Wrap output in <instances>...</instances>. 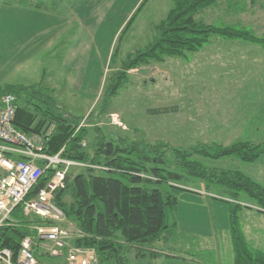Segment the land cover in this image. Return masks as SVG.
Here are the masks:
<instances>
[{
	"label": "rangeland",
	"instance_id": "374dc122",
	"mask_svg": "<svg viewBox=\"0 0 264 264\" xmlns=\"http://www.w3.org/2000/svg\"><path fill=\"white\" fill-rule=\"evenodd\" d=\"M30 1L41 3L40 7L0 4V87L38 82L50 86L60 109L76 116L86 129L84 149L89 158L109 134L114 139L128 138L126 143L159 142L171 148L162 166L180 177L150 187L174 193L177 203L171 220L176 224L160 241L143 248V256H136L133 248L123 251V264H233L230 231L225 226L226 221L229 226V207L234 202L214 201L215 206H224L221 213L206 196L184 190L202 185L204 190L205 185L174 163L172 148L264 140V49L220 45L217 41L225 39H214L183 57H166L129 69L114 95L107 97L112 75L120 70L127 54L152 41L155 24L172 0ZM245 3L219 0L195 17L218 24L216 17L226 12L232 19L251 24L247 27L254 34H264V7L257 8L258 4L264 6V0L248 1L247 12L241 15L238 7ZM245 62L257 66L260 73L248 69ZM156 108L169 111H151ZM95 125L99 131L93 129ZM197 159L209 167L239 169L264 186V156L254 162L234 157ZM80 170L72 167L69 173ZM95 173L108 175L101 169ZM209 192L228 198L213 186ZM237 203L258 209L246 196ZM251 210H237V223L249 245L264 252V215ZM150 250L157 251V257L150 256ZM35 251L41 254L39 248ZM39 261L66 264L64 256L42 255ZM100 264L116 261L111 258Z\"/></svg>",
	"mask_w": 264,
	"mask_h": 264
},
{
	"label": "trees",
	"instance_id": "16d2710c",
	"mask_svg": "<svg viewBox=\"0 0 264 264\" xmlns=\"http://www.w3.org/2000/svg\"><path fill=\"white\" fill-rule=\"evenodd\" d=\"M219 0H172L165 16L155 24L152 41L142 50L127 54L122 67L112 75L107 97L114 95L125 80V73L138 65L161 62L166 57H183L196 52L214 39L241 40L264 49V35L231 24H214L195 16ZM2 3H19L40 7L41 3L30 0H0ZM12 93L17 104L13 119L14 126L26 133H39L49 129L44 141V151L77 161L105 167L108 175L95 173L90 166L82 167L75 174H68L65 186L56 190L53 202L66 219L71 221L83 236L75 238L73 244L95 250L98 263L114 258L116 264H123L121 253L133 248L136 256H143V248H150L160 241L167 231L175 226L171 220L177 198L174 193L150 187L180 176L164 166L170 147L162 143H143L128 138H112L99 141L92 158H89L81 142L85 140L86 129L76 116L65 113L51 95L52 88L42 82L29 85L9 84L0 87V93ZM154 113L168 112L167 108H156ZM99 131V126H94ZM119 140V143H115ZM174 163L181 165L189 176L202 181L208 191L211 186L224 191L234 205L229 207V230L233 249V264H264V252L252 248L237 223V210L251 208L238 200L246 196L264 213V186L237 169H222L204 165L197 158L217 160L234 157L242 162H254L264 156V140L259 143L237 141L228 146L212 142L197 148H172ZM194 157V159H192ZM149 163V164H147ZM52 170L44 171L30 194L44 187ZM185 190V188L183 187ZM221 200V199H220ZM20 218L16 226L0 228V248L7 247L17 253L19 241L26 235H33L30 219ZM158 252L149 251L157 257ZM39 260L42 256L35 251Z\"/></svg>",
	"mask_w": 264,
	"mask_h": 264
},
{
	"label": "built area",
	"instance_id": "2783aa9c",
	"mask_svg": "<svg viewBox=\"0 0 264 264\" xmlns=\"http://www.w3.org/2000/svg\"><path fill=\"white\" fill-rule=\"evenodd\" d=\"M17 99L12 93H0V228L16 226V214L30 219L33 235L19 241L17 253L7 247L0 248V264H43L35 256L36 248L42 255L64 256L66 264H99L94 249L73 244L83 233L66 219L53 202L56 190L65 186L70 168L85 167L105 170L92 165L44 151V141L49 129L39 133H26L14 126ZM81 125V124H80ZM81 144L85 146V141ZM52 170L45 186L30 194L41 174Z\"/></svg>",
	"mask_w": 264,
	"mask_h": 264
},
{
	"label": "crops",
	"instance_id": "0c3cea01",
	"mask_svg": "<svg viewBox=\"0 0 264 264\" xmlns=\"http://www.w3.org/2000/svg\"><path fill=\"white\" fill-rule=\"evenodd\" d=\"M249 2H251L252 4H255V2H260V1H263V0H248ZM248 1L246 0H243V2L245 3H248ZM245 3V6H241V7H238V12H240V14L242 15V13H245V11L247 12V9H248V4H246ZM262 7H264L263 5H260V4H258V9H260V8H262ZM229 15L230 14H228V13H226L225 12V15H223V16H221V15H218L217 17H216V19L215 20H219V21H216L218 24H220V25H225V24H231V25H235V26H239V27H242V28H246V29H248V30H250V31H252L251 29H249L247 26L248 25H250V26H252L251 24H249V23H247V22H245V23H242L240 20H237V19H232V18H230L229 17ZM229 17L230 19H226L225 17ZM263 16V15H262ZM253 32V31H252ZM261 35H264V34H261ZM217 43L218 44H220V45H230V46H236V47H240V48H242V47H247V46H249V45H255V44H253V43H249V42H245V41H241V40H228V39H225V40H222V41H217ZM234 52H239L240 53V55L243 57V56H246V55H244L245 53L244 52H242V51H240V50H236V51H234ZM233 52V53H234ZM164 62V61H163ZM246 62H249L247 59H246ZM245 62V65L247 66V68L248 69H250V68H253V69H255V73H260V71L258 70V67L257 66H252V65H248V63H246ZM264 65V64H263ZM263 69H264V67H263ZM264 71V70H263ZM229 85V84H228ZM258 85H262L261 83H258ZM247 116V115H246ZM263 158V157H262ZM261 158V159H262ZM260 159V160H261ZM228 169V168H227ZM237 170H239V169H237ZM242 172V171H241ZM203 186V185H202ZM202 186H200L199 188H190V187H184L186 190H191V191H193V192H196L197 193V195H199V196H201V197H204V196H206L207 198H205V200L206 201H212L211 203L212 204H210L211 206H212V208L216 211V209H220L221 210V213L222 212H224L225 211V208H224V206H215V205H217L216 203H223V202H220V201H222V200H230V199H226V198H224V199H222V198H219V197H217V196H215V195H213L211 192H209V190L207 191L206 189H204L203 190V187ZM205 188V187H204ZM208 199H211V200H208ZM221 199V200H220ZM216 203H215V202ZM239 204H241V203H239ZM220 205H222V204H220ZM242 205V204H241ZM245 209V208H244ZM246 209H249V210H251V211H254L255 213H260V214H262V215H264V213H261V212H258L257 211V209H254V208H246ZM219 210V211H220ZM241 210H242V208H241ZM228 213V212H227ZM226 224H227V226H225L226 228H228L229 229V226H228V221H226ZM222 227H224V226H222ZM230 231V230H229ZM209 236H211V235H209ZM231 237V236H230ZM153 251H155V250H153ZM155 252H157V251H155Z\"/></svg>",
	"mask_w": 264,
	"mask_h": 264
}]
</instances>
